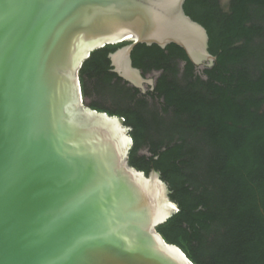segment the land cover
Returning <instances> with one entry per match:
<instances>
[{
    "label": "water",
    "instance_id": "95a60500",
    "mask_svg": "<svg viewBox=\"0 0 264 264\" xmlns=\"http://www.w3.org/2000/svg\"><path fill=\"white\" fill-rule=\"evenodd\" d=\"M185 0H0V264H194L156 227L177 210L159 171L128 161L124 118L83 102L79 69L109 54L135 88L137 44L210 67Z\"/></svg>",
    "mask_w": 264,
    "mask_h": 264
},
{
    "label": "trees",
    "instance_id": "16d2710c",
    "mask_svg": "<svg viewBox=\"0 0 264 264\" xmlns=\"http://www.w3.org/2000/svg\"><path fill=\"white\" fill-rule=\"evenodd\" d=\"M183 8L206 29L212 66H195L173 43L137 44L133 66L161 72L140 94L109 59L128 42L105 45L79 69L82 95L90 83L113 100L89 106L123 117L129 164L154 168L168 184L178 210L156 227L167 243L194 264H264V0H230L227 9L185 0Z\"/></svg>",
    "mask_w": 264,
    "mask_h": 264
},
{
    "label": "rangeland",
    "instance_id": "374dc122",
    "mask_svg": "<svg viewBox=\"0 0 264 264\" xmlns=\"http://www.w3.org/2000/svg\"><path fill=\"white\" fill-rule=\"evenodd\" d=\"M229 1L230 0H220L221 6L224 9H227V6L229 4ZM179 67L182 68V62H180ZM150 77H151V75H148L147 76V78H150ZM87 86H88V92H87V94L82 95L83 96V102L85 104L89 105V104H91L94 101H98V102H101L102 104H104L105 106H113L114 105L113 100L109 96H107V95H99V94H96L95 92H93L91 90L90 83H88ZM143 87L145 88L146 87V84H143ZM149 103H150V105L152 107L153 106H157L156 102L153 101V100H151V99H149ZM140 152L141 153H146L147 150H146V148H143V149H141Z\"/></svg>",
    "mask_w": 264,
    "mask_h": 264
},
{
    "label": "flooded vegetation",
    "instance_id": "af4514ba",
    "mask_svg": "<svg viewBox=\"0 0 264 264\" xmlns=\"http://www.w3.org/2000/svg\"><path fill=\"white\" fill-rule=\"evenodd\" d=\"M228 7H229V4H228L227 8ZM179 65H180V63H179ZM182 66H183V63H182ZM160 73L161 72L158 70V71H150L149 73L145 74V76L151 75L150 79L152 80V83H147L144 91L139 89L140 94H147L148 92L153 91V88L156 84V80H157L158 76L160 75Z\"/></svg>",
    "mask_w": 264,
    "mask_h": 264
}]
</instances>
